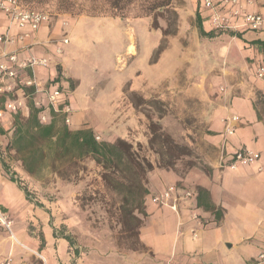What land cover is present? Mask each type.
I'll return each instance as SVG.
<instances>
[{
	"label": "rangeland",
	"instance_id": "1",
	"mask_svg": "<svg viewBox=\"0 0 264 264\" xmlns=\"http://www.w3.org/2000/svg\"><path fill=\"white\" fill-rule=\"evenodd\" d=\"M94 3V0L36 2V7L50 13L52 24L57 23L55 39L66 37L69 40L68 44L60 47L66 62L62 58H55V63L48 68H35L36 76L45 78L49 72L54 77L60 72L67 84L70 80L75 88L78 81L65 74V65H74L80 80L78 94L91 95L90 100L99 104L98 107L89 108L92 109L91 113H84L83 121V125L91 124L94 129L99 127V132L95 134L100 136L97 141L103 140L101 134H106L110 140L123 138L154 167L163 168L164 162L171 156L172 165L170 168L164 166L165 169L179 174L191 168L206 172V104L196 96L207 93L211 83L202 80L207 72V66L202 61H188L185 64L188 55L185 48L190 45L197 52L198 41L201 45L195 28V0H172L171 12L157 17L158 28L153 26L155 16H136L141 13L139 0L129 6L125 18L95 16L92 14ZM165 29L168 30L167 34H164ZM130 43L135 48L133 54L126 53ZM160 57L162 62L158 61ZM216 68L212 67L211 74L216 73ZM254 70L248 76L252 85L260 81L255 77ZM215 83L219 84L217 80ZM73 90L68 86L69 94ZM136 96L147 103L140 104ZM155 100L163 103L164 115ZM259 106L264 111V102ZM19 118L21 123L26 120ZM72 119L74 122V114ZM151 121L161 124L162 132L169 136L176 148L169 151L160 140L154 143V148L148 146ZM11 122L13 125V120ZM68 128L75 129L72 124ZM9 149H5L4 156L10 155ZM43 154V161L35 164L34 172H27L26 182L22 184L19 180V185L30 191L34 201H41L44 208H49L44 210L27 200L29 204L26 206L18 194L22 191L18 184L4 175L0 177V202L3 198L9 202L10 209L7 211L15 215L12 232L18 242L11 238L13 264H46L40 249L32 253L24 247V242H28L21 235L34 236L39 245V224L47 230V221L49 228H52V221H62L69 214L71 218L79 216L95 233V241V237L79 243L72 239L73 244L81 245L83 252L92 244L103 245L105 249L112 244L119 253L145 251L131 249L133 239L120 234L117 222L120 195L105 186L100 165L90 156L79 159L59 150L56 152L55 146L48 142L43 143ZM12 155L20 158L16 153ZM0 208L3 209L1 205ZM63 231L60 226L57 234ZM104 253L107 255L109 251Z\"/></svg>",
	"mask_w": 264,
	"mask_h": 264
},
{
	"label": "crops",
	"instance_id": "2",
	"mask_svg": "<svg viewBox=\"0 0 264 264\" xmlns=\"http://www.w3.org/2000/svg\"><path fill=\"white\" fill-rule=\"evenodd\" d=\"M239 1L245 11L264 15V0ZM195 2L197 5L199 0ZM225 8L227 9L228 6ZM205 14L207 19L204 18ZM202 17L205 25L210 24L208 10L203 11ZM230 25L231 28L227 29L228 33L237 34L239 37L221 33L217 37L200 40L201 45L198 41L197 52L190 45L185 48L188 54L185 64H188V61H202L207 66V72L202 80L211 83L207 93L196 96L206 104L204 143L207 152L204 156L207 171L191 168L179 174L170 169L154 167L148 173L146 183L148 193L144 198L146 217L143 218L138 229V239L145 247V251L119 253L112 244L106 249L103 245L99 247L92 244L86 252H83L81 245L69 246L62 238L63 235L79 243L85 239H93L95 233L79 216L71 218L68 213L66 219L52 221V228H49L47 220V230L41 224L38 226L45 240L40 253L44 255L46 264H197L199 262L264 264L257 262V257L264 247V111L259 106L264 102V82L255 81L252 85L248 78L250 71L256 69L259 64H264V46H262L264 23L256 31L241 26L240 19H231ZM0 30L9 35L28 33L27 37L7 47L10 50L17 49L20 56L30 54L47 57L51 64H54L55 58L58 57L65 62L67 60L63 58L62 50L60 54L57 53L62 42L60 39H55L58 34L57 23L52 24L51 18L38 30L30 32L28 27L20 29L0 12ZM126 53L129 54L128 50ZM158 61L162 62V57ZM65 66V74L68 78L78 81L69 96L74 109V122L72 119L71 124L75 129L91 128V124L83 125L84 113L88 111L91 113L92 109L89 108L98 107L99 104L90 100L91 95L78 94L80 80L76 76L75 66ZM213 66L217 67V71L211 74ZM37 79L45 83V80L48 81L51 76L47 72L45 78ZM216 80L219 84L215 83ZM3 101L4 97L0 95V108ZM29 113L28 107L27 111L5 113L0 118V177L4 175L9 178V175H13L22 184L26 182L28 173L24 170L21 160L13 157L12 154L16 153L13 149L8 150L9 156H4V151L11 143L13 130L15 131L20 123L19 117L27 119ZM233 115L238 117V122L234 124V132L227 135L224 131V120ZM91 129L95 134L99 132V127ZM101 135L104 136L103 139L107 138L106 134ZM240 148L257 153V161L234 170L221 164L223 157H228ZM171 185L176 187L175 196L178 198L176 212L153 201V196ZM199 187L208 192L209 200L202 199L201 195L198 196ZM186 192H190L191 195L186 196ZM18 194L27 206L29 203L24 199L23 192ZM197 198L202 199V206L197 204ZM210 203L222 210V217L218 222L214 220L212 211L207 210ZM0 205L2 210L10 213L7 211L10 209V203L4 198ZM194 214L196 218L193 217ZM11 215L15 224V215L13 212ZM35 218L39 220L38 217ZM60 226L64 231L58 235L57 229ZM53 227L55 236H53ZM16 232L21 234L18 229ZM21 238L28 242H24L26 245L24 247L32 253L38 251L39 245L34 236L27 234L21 235ZM11 240L4 231L0 230L1 258L12 260ZM95 240L96 237L93 241ZM74 250L78 251L76 255ZM107 250L109 253L105 255L104 252Z\"/></svg>",
	"mask_w": 264,
	"mask_h": 264
},
{
	"label": "trees",
	"instance_id": "3",
	"mask_svg": "<svg viewBox=\"0 0 264 264\" xmlns=\"http://www.w3.org/2000/svg\"><path fill=\"white\" fill-rule=\"evenodd\" d=\"M21 2L36 7L38 0H20ZM138 0H94L92 8L93 15H102L110 17L125 18L128 14V8ZM141 2V13L136 16H155L154 25L157 26V17H163L164 14L171 12L172 0H139ZM38 8V7H37ZM195 28L199 40H207L219 36L221 33H228L227 30L216 29L210 24L203 23V17L197 9L195 14ZM168 30L165 29L164 34ZM230 36L239 37L234 33H228ZM264 46V44H262ZM162 51V49H158ZM60 76V72H57ZM69 86H72V81L69 80ZM139 103L146 104L147 102L140 96H136ZM160 107L161 114L164 115L163 103L155 100ZM29 117L23 122L19 123L15 129L10 149H13L16 154L20 155V160L24 169L28 173L34 172V165L43 161V143L48 142L55 146L56 152H64L70 154L75 158H83L90 156L102 168L101 178L105 186L115 190L120 195L118 205L117 222L120 226V234L127 238H132L133 243L131 249L144 250L145 247L139 242L138 229L142 224L143 218L146 217L144 210V198L148 193L146 187L147 175L154 168L153 163L145 157L139 156L137 151L134 150L131 143L123 138H105L102 141L95 139V133L91 128H81L71 130L68 126L64 125L59 119H53L48 124H40L37 118V109L29 103ZM59 121L61 122L59 124ZM162 126L158 122L149 124V131L151 137L148 140V146L154 148L153 145L157 140H160L169 151L176 148L169 136L162 132ZM108 137V136H107ZM140 147V145H138ZM171 156L164 162L165 168L171 166ZM164 166H162L164 168ZM6 172L7 168L4 167ZM9 179L17 183L21 188L25 200L34 203L40 208H44L43 204L39 201H34L31 193L25 187L19 185V180L13 175ZM198 196L202 199L209 200V194L206 190L199 187L197 189ZM202 199L197 198V204L202 206ZM206 208V207H205ZM45 210V208H44ZM207 210L212 211L214 220L218 222L222 217V210L217 209L213 204L207 206ZM53 227V236L54 235ZM69 246H73V242L69 236L63 235ZM39 249L45 245V240L41 232L39 236ZM78 253L74 250V254Z\"/></svg>",
	"mask_w": 264,
	"mask_h": 264
},
{
	"label": "built area",
	"instance_id": "4",
	"mask_svg": "<svg viewBox=\"0 0 264 264\" xmlns=\"http://www.w3.org/2000/svg\"><path fill=\"white\" fill-rule=\"evenodd\" d=\"M228 6L226 9L225 7ZM201 15L203 11H209V23L212 27L221 30L231 28V19H240L241 26L248 30L256 31L264 23V15L245 11L239 0H199L197 4ZM226 10H225V9ZM224 9V10H223ZM0 12L7 16L8 20L23 29L28 27L34 32L48 22L50 13L42 8L29 6L20 0H0ZM204 18L207 19V14ZM28 33L20 32L17 35H9L0 30V95L4 97L0 108V118L5 113H17L27 111L29 103L37 109V118L40 124H48L53 119H59L64 125L69 126L72 121L74 109L71 105L68 84L62 76L51 77L47 82H40L35 76V68H48L51 64L47 57L34 55L20 56L17 49H9L16 42L27 37ZM62 44H68L64 37ZM62 51L57 49V53ZM255 77L264 82V64H259L254 70ZM224 131L227 135L234 132V124L238 117L233 115L224 120ZM98 140L99 137L95 136ZM258 154L248 149L240 148L222 158V165L233 170L239 166H246L256 162ZM174 185L166 187L161 193L153 196V201L160 206H166L177 211L178 198L175 196ZM186 192V196H190ZM196 218V214L193 215ZM13 220L10 215L0 208V230L10 238L18 242L12 232ZM257 262L264 263V247L257 257ZM0 264H13L10 258H1ZM25 264V263H20ZM197 264H205L199 262Z\"/></svg>",
	"mask_w": 264,
	"mask_h": 264
},
{
	"label": "bare ground",
	"instance_id": "5",
	"mask_svg": "<svg viewBox=\"0 0 264 264\" xmlns=\"http://www.w3.org/2000/svg\"><path fill=\"white\" fill-rule=\"evenodd\" d=\"M132 40H133V39H132ZM132 43H133V42H132ZM127 50H128V53H129V54H133L134 51H135L134 45H133V44L128 45ZM235 169H236V168H235ZM233 170H234V169H233Z\"/></svg>",
	"mask_w": 264,
	"mask_h": 264
}]
</instances>
